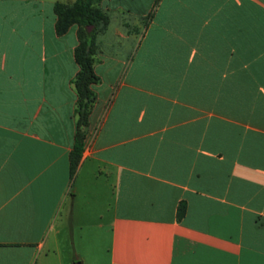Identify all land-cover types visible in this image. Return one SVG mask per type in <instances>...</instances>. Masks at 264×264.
Returning a JSON list of instances; mask_svg holds the SVG:
<instances>
[{
  "label": "crops",
  "instance_id": "crops-1",
  "mask_svg": "<svg viewBox=\"0 0 264 264\" xmlns=\"http://www.w3.org/2000/svg\"><path fill=\"white\" fill-rule=\"evenodd\" d=\"M55 1L0 0V264H75L59 227L89 221L107 264H264V0H92L72 177L77 24L56 33Z\"/></svg>",
  "mask_w": 264,
  "mask_h": 264
},
{
  "label": "trees",
  "instance_id": "trees-1",
  "mask_svg": "<svg viewBox=\"0 0 264 264\" xmlns=\"http://www.w3.org/2000/svg\"><path fill=\"white\" fill-rule=\"evenodd\" d=\"M53 10L56 33H62L72 23L77 24L78 42L74 48V58L78 69L72 79L76 93L74 110L77 119L74 141L68 154L69 175L72 177L82 151L87 115L93 101L90 84L96 79L92 69L95 51L94 30L105 26L107 16L93 6L92 0H73L70 4L55 1ZM178 210L181 211V206Z\"/></svg>",
  "mask_w": 264,
  "mask_h": 264
},
{
  "label": "rangeland",
  "instance_id": "rangeland-1",
  "mask_svg": "<svg viewBox=\"0 0 264 264\" xmlns=\"http://www.w3.org/2000/svg\"><path fill=\"white\" fill-rule=\"evenodd\" d=\"M59 236L64 239L59 244L62 250L68 248L70 252H75L82 257L77 259L82 264H107V255L104 244L101 240L102 230L89 221L84 226H69L68 222H64L59 227ZM36 256H33L29 264H33Z\"/></svg>",
  "mask_w": 264,
  "mask_h": 264
},
{
  "label": "water",
  "instance_id": "water-1",
  "mask_svg": "<svg viewBox=\"0 0 264 264\" xmlns=\"http://www.w3.org/2000/svg\"><path fill=\"white\" fill-rule=\"evenodd\" d=\"M75 264H81L79 261H76V263Z\"/></svg>",
  "mask_w": 264,
  "mask_h": 264
}]
</instances>
